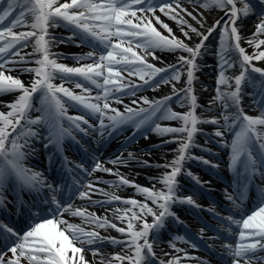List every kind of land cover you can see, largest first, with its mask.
<instances>
[{"label":"snow or ice","instance_id":"6c2138e0","mask_svg":"<svg viewBox=\"0 0 264 264\" xmlns=\"http://www.w3.org/2000/svg\"><path fill=\"white\" fill-rule=\"evenodd\" d=\"M173 3L179 7V0H172ZM19 0H8L6 8L0 11V41H4V46L0 47V54L7 52L10 48H13L17 43L21 41H28L30 38L35 39L33 45V54H38L41 58L37 59L35 63L38 65L35 68L23 69L24 71L34 72L35 77L30 87H26L20 79L13 78L12 76H6L4 71H0V93L20 91V95L17 99L8 104L11 110L6 114L0 112V159L5 163L0 164V185L5 183L13 175L16 180L21 182L24 186L35 187L37 184H43L40 180V173L32 172L23 167L22 161L26 155L24 149L28 146V140L30 137L36 136L37 133L31 128V125H38L41 123H47V111L45 115L37 117L35 120L26 119L28 112L32 108L33 94L42 92L43 97L41 99L42 106L45 104L55 105L57 118H63L66 113V108L61 100L57 98V93L62 92L70 100L75 101L82 105L86 110L92 114H99L101 128H104V117L107 115L105 110L115 112V115H107V119L111 121L108 127L113 129L117 128L123 123L133 121V116L140 117L143 115V119H140L136 123V127L139 128L142 125L148 123L157 117L158 119H171L182 122V126L179 128H161L157 123L153 131L159 134L166 133H187L186 139L178 141L180 147L177 149L178 157L171 164V172L166 173L161 178V183L166 190H155L142 188L137 186L138 191L145 194L147 199H151L153 204H156L159 209V214L152 207H149L146 203L139 204L140 212H132L131 220L125 228H117L116 230L121 233H127L129 239L127 241L112 240L115 244H125L129 251L134 249L135 260L134 264H150L149 257L154 256L153 245L149 241V236L153 232H157L164 226L165 218L173 215L170 212L171 203L177 201L175 195L176 188V176L182 171V162L185 159H192L187 155V149L192 145V138L197 131L196 125L198 123H219L218 120L213 119L211 121H202L195 115V108L197 107L196 96L193 94L192 81L194 79V72L197 69L196 59L201 54V50L204 47L205 41L208 37L217 29V26L221 21L217 20L212 27L207 29L208 35L199 32L196 28L188 25V22L182 17L177 18V15H171L168 10L174 11L172 3H161L160 11L165 15H168L170 19L177 20V23L181 25V31L183 32V25H188L190 32L195 33L201 37L200 42L193 47H189L188 44L176 37L169 38L164 36L161 32L157 31L153 27L152 22L149 20L146 24H143L141 17L137 16V11L141 13H152L155 15V9L153 7V0H71L70 3H60L59 0H25V3L30 4L25 11H21L15 19H11V26L5 27L4 22L15 14L14 10ZM264 5V0H205L202 7H208L209 5L216 6L225 11L228 19L224 21V29L221 31V50L219 52L221 59V71L217 80L218 85L229 83L232 78L226 77L224 74L225 67H234L235 61L230 62L229 53L233 50L237 51L240 57L239 64L241 71L234 77L235 90L221 92L217 89V96L214 100H220L224 107H235L236 112L231 116H225V121L232 120V125L239 126V131L235 133V137L232 140V157L230 167L235 169L237 163L241 160V157L246 155L247 161L245 163L246 173L250 172L245 178L251 180V176L256 174L257 160L253 157L249 145L252 137L255 136L257 140L264 136V132L258 131L257 126H264V108L260 109L261 114L253 117L244 113L240 107L241 104V86L242 82L247 81L253 83L255 78L251 73H259L260 77L264 78V69L256 67L252 64L253 60H264V51L253 53V55L246 54L243 47L240 46L241 35L240 29L237 26V21L241 18H247L250 14H254L256 4ZM240 5L239 7L237 5ZM145 5H147L145 7ZM228 6H231L230 8ZM187 12L186 9H182ZM26 14H30L32 22L30 27L33 31L21 32L17 34L13 31L18 25L25 23L24 17ZM189 16L192 13H187ZM260 15V22L255 25L256 31L253 33V37H257L260 34H264V8H262ZM136 22H133V19ZM192 19H196L192 16ZM60 21L65 22L64 26L69 27L73 32V35L68 37L69 40L75 39L79 36L82 43H89L93 47L94 51L98 45H103L100 49V56L97 58L94 52H89L86 56L78 57V60L92 59L94 62L84 64L80 67H68L62 63H58L56 59L52 58L55 53H52L50 47L55 43V38H46L48 35V29L51 27L60 26ZM156 22L171 33V29L166 24L160 21L159 17H156ZM199 22V21H198ZM185 37L191 39L189 32H184ZM11 37V39H6ZM115 37L119 42L113 43L112 38ZM142 38V43L137 42V48L143 47L146 54L153 55V58H157L154 52L151 50L161 49L168 51L181 50L189 53V56L183 55L177 58V65H169L166 68H156L151 64H147L143 56L137 55L132 50L131 46L122 47L123 40L129 39L131 44L133 38ZM249 39L247 42L250 45H255L257 49L261 45H264V39L256 40ZM92 41H97L98 44H92ZM234 41V46L229 43ZM106 52V54H104ZM131 53L130 59L128 54ZM24 57H21L23 60ZM120 66L134 67L139 74L140 79L148 84L149 81L157 84L171 83L172 81H179L182 75L181 68L187 66V86L182 89H177L173 85V95H179L178 103L181 106L189 104V111L181 114L174 112L168 107V102L172 97H165L163 100L149 102L147 98H142L144 103L149 104L148 109H140L139 112H134L133 109L126 106V111L129 113L127 117L118 112L115 109H110V105L107 102L109 98V89L106 87L111 81L112 76L119 77L120 71L123 70ZM5 64H0V69H4ZM146 69V71H145ZM108 72V76H104V71ZM250 70V71H249ZM8 71H11L9 69ZM130 74H132L130 72ZM64 80L65 77L69 79L74 77H82L85 81H90L96 85L97 88L104 87V95H97L94 98L85 97L83 95H76L73 91L64 88L63 85H55L52 81L57 78ZM104 78V85L102 86L97 78ZM155 78V79H154ZM76 88H82V91L89 92V89L83 88L82 83H76ZM260 87L264 88V79L260 81ZM134 94V93H133ZM91 99H95L96 103L90 102ZM103 99L105 103L101 107L99 101ZM231 101V105L227 101ZM119 102V101H117ZM133 103H136L133 101ZM258 103L264 104V97ZM159 113H163L159 115ZM81 132L87 134V129L81 127V123L87 125L88 120L83 115L76 117H67ZM24 121L28 127L18 132V126H21V122ZM227 127V125H226ZM217 136H222L223 132L217 131ZM71 132L68 129L60 128L59 134H54L51 131L48 137L49 143H59L65 136H70ZM23 140L24 143H20ZM48 145H45L47 147ZM264 149V143L260 145ZM129 159L133 158V153L128 154ZM121 162L118 158L112 163ZM205 164L209 161L205 160ZM260 164H264V157L259 161ZM169 167V165H165ZM96 170L111 171L110 169H102L100 164L96 165ZM91 174V173H89ZM191 175V173H188ZM119 175V173H116ZM264 175V172L261 173ZM198 182V177H193ZM130 182L120 176V184H129ZM51 188V185H49ZM247 185H245V188ZM88 189H92V185L87 186ZM107 195V193H105ZM88 196L87 191H81L80 197L85 198ZM113 200H119L120 197L112 196ZM227 199L232 201L237 207L234 197L229 194ZM260 199L264 201V190L260 193ZM55 203V198H53ZM181 203L194 204L191 197L181 200ZM136 206L137 201H126ZM2 204V200H0ZM57 212H71L72 215H85L84 212L77 209L72 211L71 206L61 208L57 204ZM119 211V210H118ZM131 211V210H129ZM55 217V213L53 214ZM93 215V214H89ZM145 215H151L153 222L148 223L143 219ZM123 220V217H118ZM94 221L98 227L104 228L108 225V221L105 219L94 217ZM230 223L240 225L239 221L233 220L231 216L226 218ZM132 221H138L142 223L140 230H135L136 225ZM66 221L53 219H44L40 223H35L28 231L24 232L23 237H19L11 227H7L0 224V238L5 241L11 240L12 237H17L22 242L15 243L13 247L9 249L12 252L14 258L8 259L7 264H21V258L28 261V264H88L85 260L82 252L84 251L83 245H93L97 240H103L105 238L100 237L97 232H85L78 225L67 224V228L58 227V225H65ZM112 228H116L115 224L110 225ZM65 231L69 232V235L65 234ZM231 231V229H229ZM177 239H182L177 237ZM143 241L140 243L139 241ZM76 242L81 244V247H76ZM175 247V245H172ZM225 248L228 251L230 257H232V264H239L241 260L244 264H253V257L259 250H264V204H262L251 215L243 219L242 227L239 232V239L235 246L226 244ZM69 251L72 253L68 255ZM180 251V249H176ZM98 251L94 250L93 255H98ZM78 256V259L76 257ZM125 257L117 255L114 257L116 260H122ZM127 259L130 264H133L132 257L128 256ZM0 264H5V257L0 255ZM100 264H105L103 258H101ZM108 264H111L109 261ZM163 264V262H162ZM168 264H179V258L168 261Z\"/></svg>","mask_w":264,"mask_h":264},{"label":"bare ground","instance_id":"6f19581e","mask_svg":"<svg viewBox=\"0 0 264 264\" xmlns=\"http://www.w3.org/2000/svg\"><path fill=\"white\" fill-rule=\"evenodd\" d=\"M60 3L68 2L70 3L71 0H59ZM168 3H172V10H168L171 15H177V18L182 17L184 20L188 22V25H191L193 28H196L199 32L208 35L207 29L209 27H212L213 24L217 20L221 21V18L226 15L225 11L221 8H218L213 5H209L208 7H202L201 5L205 3V0H179V7L176 6L175 3L172 2V0ZM240 6L239 4L237 5ZM5 8L7 7L4 6ZM30 7V4L25 3V0H19V3L16 5L15 14L11 16V19H15L16 16L20 14L21 11H25L26 9ZM229 8L231 6H228ZM160 7L155 9V15L152 13H141L137 11V16L141 17L143 20V24L141 25L143 27L144 24H146L149 20L152 22L153 27L157 29V31L161 32L162 35L168 36L169 38H172L173 36L177 39L182 40L184 43L188 44L189 47H193L195 44L200 42L201 37L197 36L195 33L190 32V29L188 28V25H183L184 31H181V25L177 23V20L170 19L168 15H165L163 12H161ZM182 9H186L187 12L183 11ZM192 13L191 16H189L187 13ZM192 16H195L196 19H192ZM156 17H159L160 21L163 22V24H166L169 29H171V33L165 28L161 26V24L156 22ZM133 22H136L135 18H132ZM25 23H22L18 25L16 28L13 29L14 32L17 34L21 32H30L33 31V29L30 27V24L32 22V17L30 14H26L24 17ZM226 20V19H225ZM224 20V21H225ZM260 21V18H258ZM199 21V22H198ZM259 21H256L255 23H258ZM256 25V24H255ZM11 26V22L8 25V27ZM237 26L240 29V35H241V41L240 46L243 47L246 51V54L253 55V53H257L259 51H264V45H261L259 49L255 47V45L248 44L249 39H253V32L250 30V26H248V22L245 21V18H241L237 21ZM252 26V23H251ZM62 28V34H57V29ZM250 28V29H249ZM224 29V24H219L217 26V29L208 37V39L205 41L204 47L201 50V54L196 59L195 63L197 64V69L194 72V79L192 81V89L193 94L196 96V103L197 107L195 108V115L200 118L202 121H208L209 119H214V115L220 111V108L226 109L223 107L224 105L221 103L220 100H214V98L217 96V89L221 92L225 91H234L235 90V80L234 77L238 75L241 71L240 64H239V54L237 51L233 50L229 53V59L230 62L235 61L234 67H225L224 68V74L226 77L232 78L229 83L218 85L217 80L219 78V74L221 71V59L219 52L221 50V37L219 38V35L221 33V30ZM2 30V29H0ZM63 28L61 25L58 27H51L48 29V35L46 38H55V43H53L50 47V50L52 53H55L56 55L52 58L56 59L58 63H62L68 67H80L84 64L93 63L92 61H89L87 59L78 60V57L85 56V51H88V49L84 46H82L80 43L73 44V42L70 41H64L62 40L65 38V33L68 30V27ZM251 31V32H250ZM184 32H189V35L191 36V39L185 37ZM6 39H11V37H6ZM254 39L260 40L264 39V34H260L259 36L255 37ZM113 43L119 42L117 38H112ZM137 42L142 43V38H133L131 44H129V39L125 38L123 40L122 47H129L131 46L132 50L137 53V55L143 56L145 58V61L147 64H151L155 66L156 68H166L169 65H177V58L181 55L187 57L189 56V53L183 52L181 50L176 51H168V50H161V49H154L151 50L154 52L155 57L153 58V55L146 54L143 47L137 48L136 44ZM234 46V41H230ZM35 44V39H29L28 41H21L17 43L13 48H10L8 50V56L4 55V57H1L2 54H0V64H5L4 69H0V71H4L6 76H12L13 78L20 79L26 87H30L31 83L35 77L34 72H28L24 71L23 69L28 68H35L38 65L35 63L37 59H40L41 57L38 54H33L34 49L33 45ZM4 46V41H0V47ZM67 53L69 56H73L72 58H68L67 56H63L61 53ZM6 53V52H5ZM215 53V54H214ZM97 57V62L100 54L95 55ZM130 59H134L131 57V53L128 54ZM21 57H24L23 60H21ZM252 64L256 67L264 69V60H253ZM179 67V65H177ZM123 68V70L120 71V76H112L110 78V83H116L117 85L126 86V85H134V84H143L144 82L140 79L139 74H137V70L134 67L130 66H120ZM11 69V71H8ZM146 71V69H145ZM250 71V70H249ZM130 72L132 74H130ZM181 78L179 81H172L171 83H160L157 87L156 83L152 82V85H146V88L143 91H140L139 93L135 95H131V100H134L139 106H145L149 105L144 103V100L142 98H147L149 102H153L158 98H165L169 97L173 94V85L177 89H182L187 86V66H184L181 68ZM253 77L255 78L253 83H248L247 81L242 82L241 86V96L242 97V105L240 107L244 110L245 113H247L249 116H259L261 114L260 109L264 108V104L262 106L257 105V100L262 99L264 97V88L260 87V81L264 78L260 77L259 73H253ZM108 72L104 71V76H108ZM104 83V79L102 80ZM52 83L55 85H63L64 88H67L71 91H73L76 95H89V96H103V90H100L98 94H95L92 91L84 92L82 91V88H76V81L74 79L67 80L66 78L64 80H61L59 76L55 78ZM140 85H137V88H139ZM84 88V87H83ZM256 89L258 93L253 96L252 89ZM20 91H13V92H6V93H0V112L7 113L11 109L7 107L8 104L14 102L17 97L20 95ZM262 94V96L260 95ZM260 95V96H259ZM63 96V93H57V98L61 100ZM65 96V95H64ZM69 99V98H68ZM118 100H114L113 98H108L107 102L110 105V109L118 110L121 108V103L117 102ZM261 101V100H260ZM95 101L94 103H96ZM62 103V102H61ZM101 107L103 106V103L105 101L101 99L99 101ZM227 103L231 105V101L228 100ZM64 104V103H63ZM65 106V104H64ZM189 104H185V106H181L180 103L175 104V112L178 113H185L189 111ZM66 108V113H70L72 117H75V115H78L77 111H73L72 108ZM232 107H229L227 109H231ZM75 110V109H74ZM236 110V109H235ZM73 111V112H72ZM107 115H110L112 111L105 110ZM52 113L51 111H49ZM107 115L103 118L106 119ZM232 116V115H231ZM36 118L38 116H33V118ZM101 119V118H100ZM22 121L21 123H23ZM161 128H179L182 126V122L178 120H171V119H163L161 123L159 124ZM206 126L207 123H198L196 125L197 131L194 134H198L200 128L202 126ZM105 126H108V123H106ZM210 126V125H209ZM264 127V126H261ZM214 128V127H212ZM66 129L72 130L71 126H67ZM219 131L223 132L222 129H219ZM46 130L38 127L37 136L38 138H43L41 142L48 141V136L45 135ZM187 133H166V134H159L153 129L150 131V133L143 138L137 140L136 142L130 144L129 146L120 149L118 151H115L113 148L116 146L117 142H113L109 147V157L106 158L104 156H99V158H96L95 165L100 164L102 169H110L111 171H103V170H96L93 171V169L90 172H87V177L85 178V184L82 188V191H87L88 196L84 198V201H89L91 198H97L100 200H103L104 204L101 205L98 203V201L93 200L89 202H84L82 200H75L72 205L71 209L72 211H75L77 209L81 210L85 213V215H72L71 212H62L58 217L55 219L57 220H63L66 221L67 224L71 225H78L80 228H82L85 232H97L99 233L100 237H103L105 239L103 240H97L99 244H96L95 246L84 244L83 248L84 251L82 254L84 255L85 260L88 262V264H100L101 258L104 259L105 264H108L110 261L111 264H130V261L127 259L128 256L132 257V261L135 260V252L134 249L132 251H129L127 246L123 243L121 244H115L111 241L117 240V241H127L129 239V236L127 233H121L117 231V228H125L127 230V225L131 220L132 212H140L139 204H147L149 207H152L154 211L159 214V211L161 209L158 208L156 204H153L151 199H147L146 195L139 192L137 186L142 188H148V189H155L157 191L159 190H166L164 188V185L161 183V178L166 174L171 172V164L174 160L178 157L177 149L180 147V144L178 143L181 139H186ZM34 142L40 143L36 139H31L28 141V146L31 147V153L33 156H44L47 155V151L45 149H40L37 145H34ZM24 143V142H23ZM264 143V139H261V144ZM27 146V147H28ZM133 153V158L129 159L128 154ZM119 160L121 162L119 163H112V161ZM39 160L41 158L39 157ZM165 165H169V167H165ZM96 168V166H95ZM91 173V174H89ZM116 173H119V175H116ZM193 175H198L194 172H192ZM120 176H123L126 178L130 183L129 184H120ZM209 178V177H208ZM87 181V182H86ZM262 181V180H261ZM178 182V181H176ZM91 184L92 189H88L87 186ZM207 184L209 186H212L213 189L217 190L216 187L219 186L217 182H215L212 178L207 180ZM222 186V185H221ZM107 193L105 196L104 193ZM101 193V194H98ZM112 196H118L120 197L119 200H115L112 204L106 203V199L112 198ZM80 197V196H79ZM135 200L138 202L136 206L132 205L131 203H126V201ZM208 200L204 198L203 196L199 195L197 198V203L200 207L208 206L206 205ZM210 206V205H209ZM213 206L214 210L216 212L222 211L226 212L222 208L218 206ZM174 206H171V210H173ZM169 209V210H170ZM176 209V208H175ZM119 210V211H118ZM131 210V211H129ZM179 210V209H178ZM256 211V210H255ZM179 214V212H177ZM94 217L105 219L108 221V225L104 228L98 227L97 223L93 219ZM252 214V213H251ZM249 214V215H251ZM62 215H67L65 218ZM180 215V214H179ZM229 215L233 218V220H237L240 222V225L237 226V231H234L233 234L235 235V240L238 241L239 239V232L242 227L243 219L247 218V216H244L243 218H239L238 215H234L232 212L229 211ZM62 216V218H60ZM123 217V220L118 218ZM235 217H238L236 219ZM144 220H146L148 223H152L153 217L151 215H145L143 217ZM215 219H218L215 217ZM186 221L191 225H196L195 228L199 229L202 225L196 221V219L192 217H187ZM136 227L135 230H140L142 227V223L138 221H132ZM223 226H227L225 221H223ZM67 224L61 226L58 225V227L67 228ZM115 224L116 228H112L110 225ZM96 225V226H95ZM66 235H69L68 231H65ZM69 238L71 239V235H69ZM22 240H20L21 242ZM181 239L179 240L180 243ZM213 246L218 248H225L224 240L219 237L217 232H215V237L207 239ZM142 243L143 241H139ZM232 246H235L236 242L229 241ZM153 245V251L157 252L161 255L160 257L166 261L168 264V261L174 260L172 256V252L169 250L172 246V243H170L167 246H160L154 242H151ZM76 247H81V244L79 242H76ZM98 251V255H93V251ZM195 251V250H193ZM261 251V250H259ZM256 252L255 256L253 257V264H264V257L263 259H260ZM264 251V250H263ZM69 256L72 255V253L69 251ZM120 255L122 257H125L122 260H116L114 259L115 256ZM206 255V256H205ZM210 255L205 253H200V256H192L191 259L193 261H199L204 260L205 257L208 258ZM5 257V264H7L8 259H13L14 256L12 252L9 250L4 255ZM78 259V256L76 257ZM21 264H28V261L21 258ZM134 264V263H133ZM239 264H244V261L241 260Z\"/></svg>","mask_w":264,"mask_h":264},{"label":"rangeland","instance_id":"374dc122","mask_svg":"<svg viewBox=\"0 0 264 264\" xmlns=\"http://www.w3.org/2000/svg\"><path fill=\"white\" fill-rule=\"evenodd\" d=\"M260 11H259V9H256L255 8V10H254V14L253 15H249L247 18H245V21H247L248 22V26H250V30H252L253 32H251V33H254L255 31H256V29H255V24H257V23H255L256 21H258V17L260 18ZM227 20L228 19V16H226V15H224L222 18H221V24H224V20ZM225 20V21H226ZM260 22V21H259ZM258 22V23H259ZM251 23H252V26H251ZM222 31V30H221ZM219 35V38L221 37V33L220 34H218ZM215 54V53H214ZM180 67V66H179ZM178 99H179V95L174 99L175 100V102H177L178 101ZM170 108H171V110L172 111H174L175 112V110H174V108L172 107V106H169Z\"/></svg>","mask_w":264,"mask_h":264}]
</instances>
